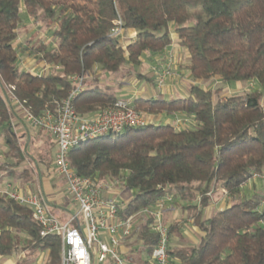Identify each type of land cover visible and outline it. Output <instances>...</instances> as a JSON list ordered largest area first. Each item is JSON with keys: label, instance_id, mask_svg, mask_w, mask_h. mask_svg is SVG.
Wrapping results in <instances>:
<instances>
[{"label": "trees", "instance_id": "1", "mask_svg": "<svg viewBox=\"0 0 264 264\" xmlns=\"http://www.w3.org/2000/svg\"><path fill=\"white\" fill-rule=\"evenodd\" d=\"M21 7L40 23L56 22L55 47L37 43L30 48L54 66L52 71L20 67L15 42ZM119 21L123 33L132 29L136 36L114 34ZM172 34L188 52L194 81L182 96L137 97L132 104L153 115L190 116L195 126L160 121L128 127L83 141L69 152V161L79 174L115 181L131 193L121 215L140 214L144 221L136 235L151 247L158 238L153 218L141 211L166 195L190 203L203 234L196 245L169 248L171 264L174 258L180 264H264V194L241 196L243 184L264 173V0H0V128L11 157L0 160V174L32 183L28 162L50 168L53 161L55 140L48 134L50 147L38 146L15 109L14 96L34 114L53 110L73 87L70 77L78 74L86 76L74 101L80 115L113 107L124 77L136 73L144 53L169 48ZM216 79L254 81L259 88L220 96V90L200 84ZM221 187L230 204L205 217L213 201L208 193ZM174 227L168 226L169 232ZM17 251L25 254L20 264H33L42 254L45 260L38 264H61V237L42 235L31 209L0 193V254Z\"/></svg>", "mask_w": 264, "mask_h": 264}, {"label": "built area", "instance_id": "2", "mask_svg": "<svg viewBox=\"0 0 264 264\" xmlns=\"http://www.w3.org/2000/svg\"><path fill=\"white\" fill-rule=\"evenodd\" d=\"M118 26L113 30L114 34L122 32L120 21L116 27ZM169 61L173 62L170 58ZM43 71L45 70L39 74L45 73ZM170 72L169 67L164 70L163 76L159 78L161 84ZM70 79L73 87L53 110L34 114L16 96L13 103L17 111L23 112V120L28 125L45 131L55 140L57 149L52 161L53 171L64 180L67 193L76 209H72L69 216L62 219L50 210L41 192L27 190L14 181L0 185V193L28 206L41 226L42 235L54 234L61 237V264H94L95 260L105 262L109 259L114 264H132L119 251V246L132 234L136 215L123 218L121 209L125 207V202L103 196L108 184L79 174L68 156L74 147L87 139L120 133L128 127L144 126L150 122V118L146 112L137 110L132 101L124 99H119L113 107L82 116L74 101L84 90L86 76L76 74ZM177 121L179 122L178 118ZM108 183L109 188L118 187L115 181ZM173 199V195L160 197L154 205L141 211L152 216V229L158 238L151 256L139 264H171L170 232L163 218L166 204ZM261 206L264 207V198Z\"/></svg>", "mask_w": 264, "mask_h": 264}, {"label": "crops", "instance_id": "3", "mask_svg": "<svg viewBox=\"0 0 264 264\" xmlns=\"http://www.w3.org/2000/svg\"><path fill=\"white\" fill-rule=\"evenodd\" d=\"M135 35H136V31H134L132 29L128 30L126 32V36L129 38L134 37ZM176 43L177 42L173 43L174 44L173 48L176 49L177 52L179 50H181L183 52V55L185 53V55H184V57L186 58L185 59L186 62L184 61L185 67L187 68V70H189L188 69V52L185 51V49L182 48L180 45H178V43L177 44ZM170 49H171V47L167 48L162 53H144L143 56L141 57L140 63L137 66H135V68L138 69L139 66L144 64L145 60L151 65V68H152V66L157 65V64L163 66L164 63L162 64V62L169 60V56L167 57V59L165 57H166L167 51L168 50L170 51ZM176 60H177V58H176ZM176 60H174L172 63H173L174 68L178 69L180 66H182V64L184 62H182V61L179 62L178 60L177 61ZM151 68L149 69L150 72H152ZM190 76H191V73H190ZM132 79L133 78H131L130 82H128V79L125 80V85L122 87V89L118 93V97L120 99L122 98L125 100L132 101L134 96L146 97V98H157L158 95H163L165 99H170L167 96H170L173 93H175V94L176 93L177 94H185L186 93V91H183V92L180 91L182 89V87L180 88L181 83L177 82L178 80H180L179 78H175V84H176V87L178 85L180 89L175 88V86L173 87V84L171 82V84L169 85L170 88H168L167 91H165V89L162 91L157 90V86L155 83L156 80H154L152 82V85H148V84L145 85V84H142L140 82L139 84L135 83L136 85L134 86V85H132V83H133ZM172 79H174V78H172ZM102 81L104 82L105 80H102ZM165 116L166 115L164 113H161L158 115L157 120L160 121V120H162L161 118H163ZM166 117H168V116H166ZM169 121H171V120H169ZM19 124H21V123H16V122L14 123L13 122V125H16L17 130L22 129L21 125H19ZM26 126L28 127V124ZM38 132H40V131H35L32 134L38 133ZM34 136H35V134H34ZM34 136L32 135L33 139H35ZM46 136L49 137V135L47 133H46ZM39 141L40 140H38V142ZM42 145L43 144H41L40 146H42ZM54 146L56 147V144ZM8 150H9V147L6 144L4 133L0 128V160H2V161L11 160V157H9V154H8ZM27 165L30 166L34 170L35 177H34L32 183L31 182H24L22 178H18L15 176L11 177L6 173H2V174H0V185H4L5 182H7V181H14L27 190H31L33 192H41L45 196L50 210L54 214L58 215L60 218L66 219L69 216L72 209L74 208V206L72 204V200H71L70 196L67 193L64 180L60 176L56 175L53 171V163H51L50 168H46L42 164L36 166L35 163H32V162H28ZM38 166H39V168H38ZM22 168L23 167L21 166V167H19L18 170L21 171ZM40 173H42V174H40ZM109 184H108V187H105V190L102 193L103 196L116 199V197L118 195V196H121V198H122L121 201H123V202H125V204H127L131 195L130 196L125 195L127 192L123 191L120 187H116V189L113 187L109 188V186H110ZM116 190L117 191L119 190V191L117 192ZM191 203L198 205L199 200L198 201L193 200ZM220 203L221 204L219 205V202L213 200L212 203L207 208H205L204 216L207 217L208 215L211 214V212L214 209L222 208L225 205H227V202L221 201ZM188 204H190V203H188L187 201L181 200L175 196L174 199L171 202H168L165 206L163 221L168 226H170L171 224H173L175 226L174 228L171 229V232H170V243H169L170 249L178 248V247L188 245V244L189 245H196L199 243L200 237L203 234L202 231L199 229L198 225L195 223V219L192 215L193 211L191 209L187 208ZM141 214H143L142 216H144V213H141ZM143 221L144 220L140 219V214H138L134 217V222H133L134 228H133L132 234L130 236L126 237L122 241L121 245L119 246V251L132 264H139V263L144 262L146 259H148L151 256V253H152L153 247L145 244L144 240L138 239V237L136 235L137 234L136 231L139 229V226H141V222H143ZM15 254H16V257H14V258H12V255L3 256L0 254V264H20L19 259L21 257H23L25 254L20 252V251L15 252ZM36 263L37 262H35L33 264H36ZM94 263H95V261H94ZM104 263L114 264L112 262V260H110V259L105 261ZM172 263L173 264H180V261L177 258H174V259H172Z\"/></svg>", "mask_w": 264, "mask_h": 264}, {"label": "rangeland", "instance_id": "4", "mask_svg": "<svg viewBox=\"0 0 264 264\" xmlns=\"http://www.w3.org/2000/svg\"><path fill=\"white\" fill-rule=\"evenodd\" d=\"M52 1L54 4H58V2H59V0H52ZM21 15H22V22L18 28L19 36L15 42V46H16L17 50L19 51V55H20V61H19L20 63L19 64H20L21 69L29 70L33 73H39L43 69L45 70L43 72L52 71L54 69V66L47 63L42 58L41 53H37V54L31 53L30 48L32 45L37 44V43L46 44L48 46V48L55 47L56 39L54 37V29L56 27V22L54 20H49V21H46L44 23H40L38 20H35V19L29 17L27 15L24 7H21ZM117 28H119V26L116 27L115 29H117ZM121 33L123 34V36L124 35L126 36V33H123V32H121ZM172 37L174 38V41L169 46V47H171V49H170V51L168 50L169 52L167 51L165 58L167 59V57L169 56V58L171 59V62L176 60V58L179 62L180 61L186 62V60H185L186 58L184 57L185 53L183 55V52L181 50H179L177 52L176 49L173 48V45H174L173 43L176 42L175 34H172ZM132 38L133 37H131L130 39H132ZM124 39L125 38H121V40H124ZM123 43H125V42H123ZM125 44H127V43H125ZM185 62L178 69H175L169 60L163 61L162 62V64L164 63L163 66L157 64V65L152 66V68H151V65L145 60L144 64L139 66L138 69L135 68L136 73L130 74V75L124 77L123 86L125 85V80L128 79V82H130L131 78H133L132 79V81H133L132 85H134V86L136 84H139L140 82L142 84H145V85H147V84L152 85V82L154 80H156L155 83L157 86V90L162 91L165 89V91H167L168 88H170L169 85L171 84V82L173 84V87L175 86V88H177V89L179 88V86L177 85V87H176V84H175V78H179L180 80H178L177 82L181 83L180 88L182 87V89L180 91H182V92L187 91L188 84L192 83L194 80H193L192 76H190V73H189L190 71L187 70V68L185 67ZM45 67H48V68L45 69ZM167 67H169L171 74L167 75L161 84L159 78L163 76V72H164V70H166ZM150 68H151L152 72L149 71ZM137 73H140L141 76L137 75ZM172 78H174V79H172ZM89 83L93 84L94 81L92 82L91 80H89ZM200 84L204 88H211L213 90H220V96L238 94V93H241L244 91H250V90H255V89L259 88L258 83L254 82V81H250L249 83L247 81L225 83L223 81H220L219 79H216V80H209L206 82H200ZM101 85H104V84L101 83ZM159 85H161V86H159ZM182 95L183 94L173 93L172 95L167 96V97L168 98H175V97L182 96ZM158 97L164 98L163 95H158ZM136 98H137L136 96L133 97V99H136ZM140 111L146 112L144 110H140ZM18 112L21 114V116L23 118V115H22L23 112H20V111H18ZM146 113L148 114L147 116L150 118L149 123H151V122L157 123L160 121L161 122H172V124H174L177 128L193 127L196 124L194 118L187 116V115H184V114H181V113L179 115H177L176 117H166L165 116V117L161 118L162 120H160V121L157 120V117L159 114L154 116L151 113H148V112H146ZM177 118H178L179 122L177 121ZM169 120H171V121H169ZM13 122L19 123V120H14ZM24 123H26V122L24 121ZM26 125H27V123H26ZM28 127L30 129V130L29 129L28 130L31 131L30 132L31 134L35 131H42L40 129L34 128L32 125H28ZM17 131L22 132L21 129H18ZM34 134H35V136H34ZM34 134H32V135L35 137V139L37 138L38 140H40L37 143L38 146L43 144V145H46L47 148L50 147V145H51L50 139L46 136L45 131L34 133ZM51 151H52L51 156L54 157L56 147L53 146L51 148ZM32 152L37 154V152L35 150H32ZM44 153H46V152H44ZM100 182L108 183L110 181H105V179H104V181H100ZM243 186L244 187L242 188V191H241L242 197L251 196L256 192L264 194V173H258L257 176H253L251 179L246 181L243 184ZM213 191H210V196L213 198V200L219 202V205L221 204L220 203L221 201L227 202V204H230L231 197L229 196V193L225 188H223V187H221L219 189L216 188L215 191L214 192ZM220 192H222V193H220ZM125 195L130 196L131 193L127 192ZM116 199L119 201L122 200L121 196H118V195H117ZM73 209H76V205L74 206ZM45 256H46V254H42L39 257V259L37 260L36 264L43 262L45 260ZM14 257H16L15 253L12 255V258H14ZM94 264H106V263L99 262V261L95 260Z\"/></svg>", "mask_w": 264, "mask_h": 264}]
</instances>
